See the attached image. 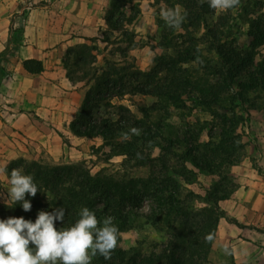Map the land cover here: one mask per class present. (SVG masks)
I'll use <instances>...</instances> for the list:
<instances>
[{
	"label": "trees",
	"instance_id": "obj_1",
	"mask_svg": "<svg viewBox=\"0 0 264 264\" xmlns=\"http://www.w3.org/2000/svg\"><path fill=\"white\" fill-rule=\"evenodd\" d=\"M180 1L181 10L187 13L181 28L188 33L193 47L197 44V40L189 27L198 26L199 29H203L199 38L208 40L209 48L216 54V61L207 66V74L211 77L182 73L169 67L167 70L170 74H164L161 78L156 69L148 71L139 69L132 62V58H129L124 65L105 59L104 66L95 69L94 81L85 91L78 112L69 122V128L76 136L99 137L102 141L101 145L109 146L112 150L110 154L123 155L127 159L142 158L143 149L149 152L157 145V138L160 137L167 140L169 146L181 143L186 146L187 144L188 146L181 154L177 153L178 156L189 160L191 165L198 170L211 174L220 173L219 168L225 164L232 165L239 159V156L235 158L236 149L230 148L232 144L240 142L241 134L237 133V127L244 117L236 114L233 109L229 116L225 113L217 114V119L220 121L219 142L214 144L209 140L206 142L198 140L201 128H198L196 132L189 130V139L187 137L181 139L178 136L167 139L162 135L160 129L162 125L159 123H146L127 106L111 102L112 98L126 94L151 95L178 102L181 94L190 89H197L199 92L197 99L207 106L221 100L241 104L248 101L250 92L260 93L264 97V62L256 63L253 69H250L256 47L264 46V25L255 23L248 33L252 37L251 47L241 52L235 46L226 45L220 41L223 26L226 23L224 17L220 16L211 24L207 15L212 14L213 10L207 3L201 5L198 0ZM128 4L130 5L127 13L125 7ZM139 13L138 5L133 4L131 0H110L104 17L105 24L110 30L121 32V36H125L128 44H133V39L128 36L125 25L131 24ZM10 38L16 42V39ZM88 39L95 41L97 37ZM102 40L107 42L109 38L105 36ZM93 48L95 47H90V49ZM185 51L180 53L182 56L177 58L179 61L177 63L187 60L186 57L190 52L187 48ZM121 55L126 58L127 52L122 50ZM94 61V56L90 59L77 56L73 59V64L80 66V64L84 65ZM157 61L163 63L162 57H159ZM21 64L29 73H40L43 70L42 62L38 59H22ZM240 70L246 72L245 76L237 75ZM67 76L69 77L68 74ZM69 79L72 80L70 77ZM102 106L113 107L118 116L115 119L99 117L95 113ZM139 111L145 112V109L141 107ZM132 128L140 129V135L132 134L130 131ZM124 133H128L130 138L125 140ZM62 139L63 142L68 143L64 137ZM194 149H203V151L193 155ZM164 150L165 152L160 153L157 158L163 167L169 159L168 154H174L173 149ZM6 166L9 175L13 168H20L24 174L32 175L40 190L35 197L30 195L25 197L31 202L30 211L25 212L20 203L17 209L20 217L33 222L38 211L51 212L55 208L63 207L65 209L64 223L57 221L56 227L67 228L79 219L80 210L87 207L101 221L105 217H113L120 231H126L131 227L132 215L142 216L153 224L161 219L172 226L176 221L184 229L169 242L168 252L162 250L158 253L150 252L140 255L134 247L128 250L117 249L108 260L98 255L93 259L94 264H117L116 262L124 263L125 261L127 264H200L198 262L201 260L200 256L204 251L209 250L211 244L206 237L214 234L220 219L223 218L237 227L246 226L235 218L229 217L219 206V201L227 199L236 187L235 182L223 175L221 181L210 186L204 195H197L204 205L201 206L199 212L194 213L185 202H181L180 185L176 177L170 174L175 172L177 176L186 180L183 171H169L166 168L165 173L161 175L151 170L146 178L135 180L134 189L136 190L126 192L120 181L115 185L109 175L99 172L90 173L83 162L55 164L48 167L41 166L36 160L28 161L23 157H17L10 160ZM141 192L151 201L149 210L141 208ZM97 203L101 206L96 205ZM247 226L255 228L252 225Z\"/></svg>",
	"mask_w": 264,
	"mask_h": 264
},
{
	"label": "rangeland",
	"instance_id": "obj_2",
	"mask_svg": "<svg viewBox=\"0 0 264 264\" xmlns=\"http://www.w3.org/2000/svg\"><path fill=\"white\" fill-rule=\"evenodd\" d=\"M54 0H22V3L34 7L43 4L44 2H52ZM132 1V0H131ZM107 0H92L91 5L97 4L101 7L99 16L106 15V10L109 5L105 7ZM180 0H141L132 1L133 4H141L139 7L140 13L134 21L125 25L128 36L133 39V44H128L125 36H121V32L110 30L106 24L103 29L99 30V34L95 41L77 39L76 42L67 47L63 55V63L67 68V74L74 83L85 91L93 83V75L97 68L104 66V60L117 61L119 65L126 64L129 58L141 70L148 71L156 69L159 76L162 78L164 74H170L167 68L172 67L174 71L182 73H194L208 76L207 66L216 61V54L209 48L208 40L199 38L203 29L198 26L189 27V30L195 34L197 44L193 47V42L188 37V33L182 29H173L166 25L161 18L160 12L162 9L174 8L180 6ZM71 8L77 7V4ZM130 4L126 5L125 11L129 12ZM67 7V4L64 8ZM94 7V6H93ZM96 7V6H95ZM213 10V9H212ZM18 16V17H16ZM220 16L225 18V25L220 37V41L226 45L235 46L241 52H245L251 47L252 37L248 34L255 26V23L264 25V0H241L238 7L229 9L224 12H217L213 10L212 14L207 15V19L213 24ZM11 17L10 37L16 39V42L8 38L3 49L0 51V68L6 67L7 61L16 58L17 46L22 44V39L18 36L22 34L21 18L22 14L14 13ZM107 36L109 40L102 39ZM95 47L90 49V47ZM185 48L190 52L186 61L179 62L178 57L184 53ZM127 52V57L123 58L121 51ZM3 51V52H2ZM85 57L90 59L95 57V61L87 64H80L75 66L73 59L75 57ZM162 57V62L157 61ZM197 57L203 61L198 63ZM264 62V46L256 47L253 64L250 69H253L256 63ZM170 64V66H169ZM6 70V68H5ZM3 71L0 69V79L3 78ZM245 71L240 70V76H245ZM208 77H211L208 76ZM239 78V76L237 77ZM197 89H190L188 92H183L178 102L172 100L155 97L151 95H123L122 97H115L111 99L112 103L123 104L127 106L137 117L142 118L146 123L162 125V135L167 139L178 136V138L190 137L191 131H197L201 128L199 141H212L214 144L219 142V119L217 114L231 115L233 109L236 114L244 117L239 121L237 133L241 134L239 144L234 143L230 149H236L235 158L239 156L236 163L232 165L225 164L220 169V173H208L195 168L189 160L178 156L177 153L186 149V144H173L169 146L167 140L160 137L157 138V145L152 147L149 152L143 149V157L137 159H127L123 155H112V150L109 146H102L101 139L97 136L88 137L85 149H39L36 145L29 142L28 139L17 135V139L21 141L26 149H0V165H7V163L17 157H23L28 161L36 160L41 166H53L55 164L63 163H77L83 162L85 168L89 169L90 173L106 174L111 177L113 183L116 185L118 181L121 182L122 188L125 191H134L135 180L137 178H146L150 171L154 170L161 175L165 173V169L169 171H183L186 180L181 176H177L175 172L170 174L176 177L180 185V200L188 205V208L194 213L199 212L203 201L197 195H204L205 192L214 183L221 181L222 175L236 183V187L245 184L247 179L251 178L255 173H264V165L259 160L258 153L264 149V97L257 92H250L248 94V101L239 103H231L221 100L218 103L207 106L197 99ZM144 108L145 112L139 111V108ZM214 111V112H212ZM78 112V111H77ZM99 117L116 118L118 116L113 107H100L96 113ZM214 114V115H213ZM121 138V137H119ZM66 139V138H65ZM67 140V139H66ZM68 142V140H67ZM211 143V142H210ZM65 144H69L65 143ZM212 145V144H211ZM235 147V148H234ZM164 149H173L174 154H168V161L163 167L161 162L157 159L160 153L165 152ZM203 149H194L192 154L202 152ZM51 153H58L57 157H53ZM234 158V157H233ZM254 170V171H253ZM256 171V172H255ZM8 177L0 175V219L8 217H20L17 214L19 203L12 205L5 203L7 197ZM139 188V186H137ZM235 187V189H236ZM140 199H142L141 208L149 210L151 201L149 197L141 192ZM96 205L101 206L97 203ZM132 214H130L131 216ZM134 217V218H133ZM233 217V216H229ZM131 227L126 231H120L119 246L115 249L128 250L130 248L137 249V252L148 254L150 252H161L165 250L168 252L169 242L175 239L179 232H183L182 226L174 221L170 226L165 221L158 219L156 224L151 223L142 216H131ZM256 229L264 231L263 227H258L250 223ZM235 226L224 219H220L216 226L213 239L210 241V248L207 252L200 256L198 260L200 264H235L233 262V241ZM202 239V238H201ZM227 246L228 253L224 252V247ZM94 259V258H93ZM95 261V260H94ZM117 264H127L124 263ZM92 264L93 260H92ZM160 264V263H158ZM168 264V263H161ZM250 264V263H247Z\"/></svg>",
	"mask_w": 264,
	"mask_h": 264
},
{
	"label": "crops",
	"instance_id": "obj_3",
	"mask_svg": "<svg viewBox=\"0 0 264 264\" xmlns=\"http://www.w3.org/2000/svg\"><path fill=\"white\" fill-rule=\"evenodd\" d=\"M91 1L54 0L30 7L22 0H0V51L10 37L9 26L14 23L10 16L22 14V34L18 35L22 44L17 46L16 58L7 61L1 69L0 149L9 152L26 149L17 135L39 149H85V140L91 138L76 136L69 128L82 102L83 91L67 76L63 55L77 39L87 41L104 28L105 16H99L102 6L91 5ZM70 2L77 7H69ZM109 4L107 0L105 7ZM26 58L40 60L43 70L25 71L21 61ZM62 137L68 140V145ZM51 154L57 157L58 153ZM258 156L264 165V149ZM237 187L227 199L219 201L228 216L246 225L233 224L236 228L232 239L233 262L264 264V231L247 226L251 223L264 228V173L256 172Z\"/></svg>",
	"mask_w": 264,
	"mask_h": 264
},
{
	"label": "clouds",
	"instance_id": "obj_4",
	"mask_svg": "<svg viewBox=\"0 0 264 264\" xmlns=\"http://www.w3.org/2000/svg\"><path fill=\"white\" fill-rule=\"evenodd\" d=\"M217 12H224L238 7L240 0H198ZM161 18L166 25L179 29L187 17L180 6L162 9ZM198 63H203L197 57ZM131 133L140 135L141 130L132 128ZM123 138L129 139L124 133ZM0 175L8 177L9 187L5 203L8 206L20 203L25 212L32 208L26 195L35 197L40 191L32 175L24 174L20 168H13L8 174L7 166L0 165ZM65 209L55 208L53 211L40 210L33 222L24 217H8L0 219V264H92L93 258L102 256L105 260L119 246L120 230L111 216L102 221L95 213L84 207L79 212V219L70 227H56L62 224ZM210 234L206 240L211 241ZM224 252L228 253L227 246Z\"/></svg>",
	"mask_w": 264,
	"mask_h": 264
}]
</instances>
